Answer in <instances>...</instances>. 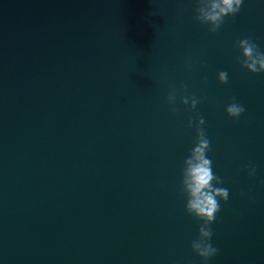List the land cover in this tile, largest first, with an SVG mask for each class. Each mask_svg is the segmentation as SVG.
Returning <instances> with one entry per match:
<instances>
[{
	"label": "water",
	"instance_id": "obj_1",
	"mask_svg": "<svg viewBox=\"0 0 264 264\" xmlns=\"http://www.w3.org/2000/svg\"><path fill=\"white\" fill-rule=\"evenodd\" d=\"M195 7L0 0V264H204L180 183L199 118L229 190L207 264H264V73L236 46L264 53V0L216 33Z\"/></svg>",
	"mask_w": 264,
	"mask_h": 264
},
{
	"label": "clouds",
	"instance_id": "obj_2",
	"mask_svg": "<svg viewBox=\"0 0 264 264\" xmlns=\"http://www.w3.org/2000/svg\"><path fill=\"white\" fill-rule=\"evenodd\" d=\"M242 2L243 0H196L195 20L208 25L209 33H216L224 23L225 17L234 16L240 11ZM236 46L240 50L238 62L241 68L253 74L264 73V53L258 50V46L251 38L240 39ZM217 79L222 84L227 83V72L220 71ZM175 100V92L170 93L169 103L172 104ZM200 102L195 97H180V103L188 105L189 110L195 109ZM172 111L175 112L177 109L172 108ZM225 112L230 118H239L245 112V108L236 103L233 98V102L226 106ZM204 123L203 118L196 121V140L188 157L184 160L180 183L182 193L186 197L185 212L200 222L198 236L192 241L191 249L204 264H207V261L219 251L210 243L213 236L210 225L216 219V213L220 211V202H227L229 190L218 186L223 181L213 173L212 161L206 155L210 151V141L201 127ZM188 126H193L192 120L188 121ZM244 167L248 170L249 177L255 175V166L245 165Z\"/></svg>",
	"mask_w": 264,
	"mask_h": 264
}]
</instances>
